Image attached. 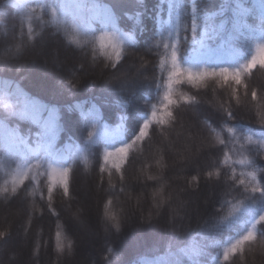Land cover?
Segmentation results:
<instances>
[{
    "label": "trees",
    "instance_id": "16d2710c",
    "mask_svg": "<svg viewBox=\"0 0 264 264\" xmlns=\"http://www.w3.org/2000/svg\"><path fill=\"white\" fill-rule=\"evenodd\" d=\"M258 1L0 0V264H264Z\"/></svg>",
    "mask_w": 264,
    "mask_h": 264
},
{
    "label": "rangeland",
    "instance_id": "374dc122",
    "mask_svg": "<svg viewBox=\"0 0 264 264\" xmlns=\"http://www.w3.org/2000/svg\"><path fill=\"white\" fill-rule=\"evenodd\" d=\"M174 22H175V24H174V26H173V31H172V33H173V36H172V39H171V41H170V43L175 47V46H177L178 44H177V39H178V22H177V19L175 18V20H174ZM219 48H220V50L221 51H225L226 50V48H225V43H223V42H221L220 44H219ZM173 70L171 71V72H169V75H168V77H169V79H168V82H165V89L163 90V93H162V99H163V97H164V95L165 94H167L168 92H170L172 89H173V86H174V84L177 82V80H176V77H174V74H175V68H172ZM22 100H24V98H22ZM5 103H8L9 104V100L7 99L6 101H5ZM32 103H33V101L29 104L31 107H32ZM33 109L35 108L34 106L32 107ZM50 116V115H49ZM51 118H52V116H50ZM48 121V120H47ZM46 121H44V123H45ZM46 124H47V122H46ZM48 125V130L51 132L54 128L56 129V124H55V122H52V121H49V124H47ZM54 129V130H55ZM87 201V200H86ZM86 201H85V204H86ZM84 202V201H83ZM86 209L87 208H89V207H87V204H86V207H85ZM89 210V209H88ZM83 235H85L87 238H89V236H90V234H89V232H87V231H85L84 232V234ZM20 251V249L18 250V252Z\"/></svg>",
    "mask_w": 264,
    "mask_h": 264
}]
</instances>
